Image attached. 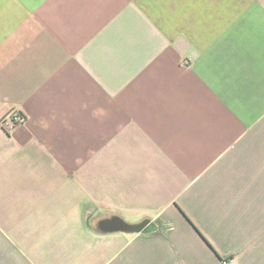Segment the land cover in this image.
Returning <instances> with one entry per match:
<instances>
[{
  "label": "crops",
  "instance_id": "crops-1",
  "mask_svg": "<svg viewBox=\"0 0 264 264\" xmlns=\"http://www.w3.org/2000/svg\"><path fill=\"white\" fill-rule=\"evenodd\" d=\"M0 264H264V0H0Z\"/></svg>",
  "mask_w": 264,
  "mask_h": 264
},
{
  "label": "trees",
  "instance_id": "trees-1",
  "mask_svg": "<svg viewBox=\"0 0 264 264\" xmlns=\"http://www.w3.org/2000/svg\"><path fill=\"white\" fill-rule=\"evenodd\" d=\"M23 120L25 117L21 113H17ZM122 223V230L129 232V233H143V234H152L160 232V226L157 222H150L148 220L142 221L138 224H128L123 222L122 220L118 219ZM150 224L149 228H145Z\"/></svg>",
  "mask_w": 264,
  "mask_h": 264
},
{
  "label": "flooded vegetation",
  "instance_id": "flooded-vegetation-1",
  "mask_svg": "<svg viewBox=\"0 0 264 264\" xmlns=\"http://www.w3.org/2000/svg\"><path fill=\"white\" fill-rule=\"evenodd\" d=\"M104 226L107 228V229H112V228H122V223L116 219V218H113V219H110L108 221H105L104 222ZM150 224H148L147 226H145V228H149ZM151 227V226H150Z\"/></svg>",
  "mask_w": 264,
  "mask_h": 264
},
{
  "label": "built area",
  "instance_id": "built-area-1",
  "mask_svg": "<svg viewBox=\"0 0 264 264\" xmlns=\"http://www.w3.org/2000/svg\"><path fill=\"white\" fill-rule=\"evenodd\" d=\"M24 120L21 118L17 113L11 115L9 125L6 123V121L3 120L4 126H16L19 123H22Z\"/></svg>",
  "mask_w": 264,
  "mask_h": 264
}]
</instances>
